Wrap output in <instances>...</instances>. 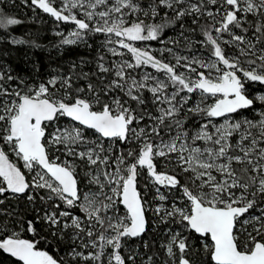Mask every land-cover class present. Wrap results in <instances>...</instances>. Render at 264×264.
Segmentation results:
<instances>
[{
    "label": "snow or ice",
    "instance_id": "obj_1",
    "mask_svg": "<svg viewBox=\"0 0 264 264\" xmlns=\"http://www.w3.org/2000/svg\"><path fill=\"white\" fill-rule=\"evenodd\" d=\"M22 3L88 55L0 66V254L264 264V0Z\"/></svg>",
    "mask_w": 264,
    "mask_h": 264
},
{
    "label": "trees",
    "instance_id": "obj_2",
    "mask_svg": "<svg viewBox=\"0 0 264 264\" xmlns=\"http://www.w3.org/2000/svg\"><path fill=\"white\" fill-rule=\"evenodd\" d=\"M0 8L23 21L13 26L7 32L0 31V66L11 67L15 72L25 77L44 79L54 68L64 67L80 56L88 55V50L76 46L57 48L60 37L55 35L56 26L53 20L43 13L37 15L30 8L23 5L22 0H3ZM60 30L65 34L71 30V25H61ZM22 38L35 42L39 47L31 44L12 45L7 42L8 37ZM39 67L40 72H34ZM0 264H12L6 255L0 254Z\"/></svg>",
    "mask_w": 264,
    "mask_h": 264
}]
</instances>
